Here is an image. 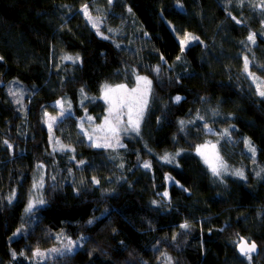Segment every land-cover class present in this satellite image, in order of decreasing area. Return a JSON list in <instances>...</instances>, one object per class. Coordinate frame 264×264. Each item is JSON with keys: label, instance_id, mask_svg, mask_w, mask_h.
Instances as JSON below:
<instances>
[{"label": "trees", "instance_id": "1", "mask_svg": "<svg viewBox=\"0 0 264 264\" xmlns=\"http://www.w3.org/2000/svg\"><path fill=\"white\" fill-rule=\"evenodd\" d=\"M261 1L0 0V264H264ZM85 5L124 43L100 36ZM189 32L199 40L174 58ZM140 73L151 90L138 135L96 147L82 117L99 125L103 85ZM66 98L72 113L50 131L46 111ZM207 140L243 175H213L196 152ZM177 150L176 164L160 160ZM37 165L44 203L25 216ZM62 235L82 245L32 260ZM241 237L257 243L251 260Z\"/></svg>", "mask_w": 264, "mask_h": 264}, {"label": "rangeland", "instance_id": "2", "mask_svg": "<svg viewBox=\"0 0 264 264\" xmlns=\"http://www.w3.org/2000/svg\"><path fill=\"white\" fill-rule=\"evenodd\" d=\"M260 2L262 3V1L260 0ZM84 8V7H83ZM84 13V11H83ZM89 14V12H88ZM85 15V13L83 14ZM90 15V14H89ZM92 17V21L90 22L89 19V23L91 26H93V22H95L96 27H93L97 33L102 36L105 37L107 36V34L116 36L115 40L119 43V45L121 43H124V35L121 32L119 34V30L117 28V26H107L106 30H103L102 27V21L100 18L96 17L95 15H90ZM167 25L168 22H167ZM169 27V26H168ZM192 37H197L194 33H187ZM123 38V39H122ZM175 38V43L178 44V47L176 48V51L174 53H176L174 56V58L177 59V57L182 58V54L181 51H183L184 49H186L189 45L192 44L193 41L199 40V39H191L189 40L184 46H183V50L181 49V44L180 41L184 38V36L181 37H176L174 35ZM124 40V41H123ZM138 77H144L146 78L148 81L151 82L150 78L147 77L145 74H135L134 75V82L132 84H125V83H119V85H111V84H104L102 87V91L99 95V100H102L105 105H106V113L104 115V117L99 121V125H92L90 122V117L89 115L86 116L84 115L81 119V129H83V132L86 134L88 141H91L92 143L96 144H100V145H111L110 147H105V146H101V147H105L107 149L111 150H115L117 148H120L124 145V140L125 138H132V136H137L138 135V131L140 128V124L142 123V118L144 116L145 113V108L146 105H142L143 106V113L142 115L139 117V128L138 131L134 130L133 126L129 124V108L128 107H124V108H120L117 105V101L119 100V98L124 97L126 99H129L131 101H133L132 103V119L133 121L136 120V107L137 104L135 103V101L137 99H140L146 91V97H147V102L149 100V93L151 90V83L150 86L147 87L144 84L143 81H140L138 83L137 78ZM107 85L109 88L111 89H116L115 92H110L108 94V100L106 101L104 98V86ZM123 85V88H118V86ZM133 89H137V91L135 93H133ZM20 87L17 84H12L11 86H9V92L11 94V96L18 94L20 95ZM23 99V95L19 97V101H22ZM60 102L59 104L57 102ZM113 108L112 113H109V108ZM72 108H71V102L68 101V99H59L56 100V102L52 103L49 105L47 111H46V117H45V124H47V127L49 128V124H51V128H49V130L51 131V129L54 127L55 123H57V121L63 119L64 117H66L68 114L72 113ZM51 117H54L55 120L50 119ZM108 118V122L106 123L105 118ZM117 117L119 118V123H117ZM3 119V120H2ZM0 120V125L4 126V124H8L7 122L10 123L11 119L8 116H3ZM115 128L116 131L113 132L112 129ZM4 137V133L2 135ZM91 137V138H90ZM9 138V137H8ZM9 140L11 141V138H9ZM51 144L53 143V139L51 138L49 141ZM56 147L55 150L58 149H62L63 146L60 144V141L58 140L55 144ZM54 147L52 149H54ZM100 147V148H101ZM196 152L198 154V156L200 157V159L204 162V164L207 166V168H209V170H211V173L213 175H215L216 177H220V178H225V177H229L231 175H237L236 173L238 172V170L240 168L232 165V164H228L225 159H223L222 154H221V150L219 148V145L217 142L212 141V140H207V142L202 143L200 145L197 146L196 148ZM199 149V151H198ZM180 154V150L175 151V153H165L162 154L160 156V160L163 161L164 163H169V164H176V159L178 157V155ZM213 168L216 169V174H214L213 172ZM45 171L44 168L37 165V170L34 176V181H33V185H32V190L30 192V197L28 198L29 202L28 204L31 202L33 204V209L32 211H34V209L39 206L41 203H38V201L42 200L41 199V190L43 189V186L45 184ZM28 207V206H27ZM20 211H22L20 209ZM31 211V212H32ZM25 216H27L30 212H25ZM20 232V231H19ZM16 235H18V232L16 233ZM57 244L55 246H53L50 249H45V250H41L39 251L40 253H42V255L40 256H32V260L35 262H42L43 260H45L46 258L52 256L53 253L55 252H63L67 251V248H71L73 252L74 249L80 247L82 245V240L80 239H69L65 236H60L57 239ZM52 249H57L58 251H51ZM69 252V251H68Z\"/></svg>", "mask_w": 264, "mask_h": 264}, {"label": "snow or ice", "instance_id": "3", "mask_svg": "<svg viewBox=\"0 0 264 264\" xmlns=\"http://www.w3.org/2000/svg\"><path fill=\"white\" fill-rule=\"evenodd\" d=\"M109 2H111V0H109ZM82 11H84L85 13V16L89 19V21L91 22L92 21V17L88 14V11H87V5L84 6V8L82 9ZM237 23H240V21H237ZM93 27H96V24L95 22H93ZM191 39H198V37H192L190 36L189 34H185L184 38L180 41V44H181V49L183 50V46ZM249 41L255 43V34H250L247 38ZM64 59H72L71 57H64ZM77 59H79V57H77ZM177 59H179V57H177ZM247 66H248V61H247V58H245V70H247ZM138 80V83L140 81H143L145 86H146V89L147 87L150 86V81H148L146 78L144 77H138L137 78ZM124 86L123 85H120L118 86V88H123ZM116 89H111L109 88L107 85L104 86V98L105 100L107 101L108 100V94L110 92H115ZM133 93H135L137 91V89H133L132 90ZM261 96H264V91H261L259 93ZM177 101L180 100V97H177L176 98ZM58 104L60 103L59 101L57 102ZM132 103L133 101L129 100V99H126L124 97H121L119 98V100L117 101V105L120 107V108H124V107H128L129 108V124L133 126L134 130H137L138 131V128H139V117L142 115L143 113V106L142 105H146L147 103V97H146V91H145V94L140 98V99H137L135 101V103L137 104V107H136V120L133 121L132 119ZM113 111V108H109V113L111 114ZM47 115V114H46ZM50 119L52 120H55L54 117H51ZM90 119V118H89ZM105 121L106 123L108 122V118L106 117L105 118ZM117 123H119V118L117 117ZM49 128H51V124H49ZM113 132L116 131L115 128L112 129ZM91 138V137H90ZM5 143H7V141H5ZM246 145H248V148H249V151H251L253 154H255V148L252 147L251 143L249 141H245ZM96 147H101V146H105V147H110L111 145H100V144H96L95 145ZM9 147H11V145H9ZM199 151V149H198ZM144 167H149V165L146 163L144 165ZM213 172L214 174H216V169L213 168ZM237 175H240L242 176L243 173L241 172H237L236 173ZM165 195H167V193H165ZM38 203H44L43 200H40L38 201ZM33 209V204L30 202L28 204V207L25 209L26 212H31ZM182 228L184 227H187V225H181ZM19 231V230H18ZM238 249H239V252L241 254V256H244V257H247L249 260H251V256H250V253L252 252H255L256 251V245L255 243H252V244H248L243 237H241L240 239V243L238 245ZM51 251H58L57 249H52ZM67 251H72L71 248H67ZM15 253H13V257H15ZM21 255H23V253H21ZM42 255V253L39 252V250H37L36 252L33 253V256H40Z\"/></svg>", "mask_w": 264, "mask_h": 264}, {"label": "water", "instance_id": "4", "mask_svg": "<svg viewBox=\"0 0 264 264\" xmlns=\"http://www.w3.org/2000/svg\"><path fill=\"white\" fill-rule=\"evenodd\" d=\"M244 240L248 243V244H252V243H255V245H256V251L255 252H252V253H250V254H253V255H257L258 253V246H257V243L256 242H248L245 238H244ZM239 243H240V241H239ZM239 245V244H238ZM238 245H237V252H238V254H240V252H239V249H238ZM241 255V254H240Z\"/></svg>", "mask_w": 264, "mask_h": 264}]
</instances>
